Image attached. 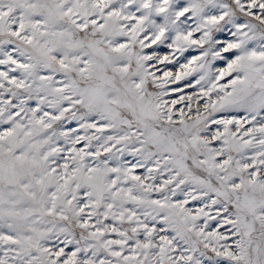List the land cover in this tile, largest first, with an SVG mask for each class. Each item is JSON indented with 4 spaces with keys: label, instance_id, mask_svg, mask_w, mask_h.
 Listing matches in <instances>:
<instances>
[{
    "label": "snow or ice",
    "instance_id": "6c2138e0",
    "mask_svg": "<svg viewBox=\"0 0 264 264\" xmlns=\"http://www.w3.org/2000/svg\"><path fill=\"white\" fill-rule=\"evenodd\" d=\"M0 264H264V0H0Z\"/></svg>",
    "mask_w": 264,
    "mask_h": 264
}]
</instances>
